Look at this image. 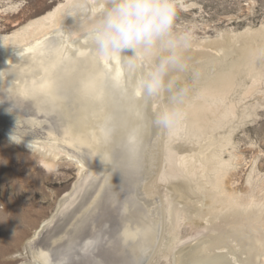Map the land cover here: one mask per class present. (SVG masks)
I'll use <instances>...</instances> for the list:
<instances>
[{"label": "bare ground", "instance_id": "obj_1", "mask_svg": "<svg viewBox=\"0 0 264 264\" xmlns=\"http://www.w3.org/2000/svg\"><path fill=\"white\" fill-rule=\"evenodd\" d=\"M85 2L84 12L70 13L66 0L0 37V134L37 151L51 171L64 157L78 169L17 255L30 256V264H151L166 217L173 231L179 220L199 227L168 244L169 264H264V213L249 203L239 207L241 196L229 190L223 147L201 98L233 87L226 64L250 56L252 29L230 44H192L188 54L201 59L203 82L189 91L185 119L169 130L155 123L164 98L145 101L138 93L140 72L87 43L83 33L105 0ZM159 179L169 183L166 206L156 196Z\"/></svg>", "mask_w": 264, "mask_h": 264}, {"label": "rangeland", "instance_id": "obj_2", "mask_svg": "<svg viewBox=\"0 0 264 264\" xmlns=\"http://www.w3.org/2000/svg\"><path fill=\"white\" fill-rule=\"evenodd\" d=\"M65 1L0 0V37L23 29ZM176 27L191 35L192 44L223 38L230 44L234 34L247 28L254 33V45L250 53L247 51L250 56L235 67L226 64L225 70L234 73L233 87L225 96L212 93L201 98L207 103L216 126L214 133L223 147V172L231 180L229 190L241 196L239 207L249 203L264 213V0H178ZM188 57L190 71L183 82L194 94L203 82L198 78L204 75L201 59H195L194 53ZM66 158L51 171L41 164L37 151L0 134V264L33 263L30 256L17 253L24 250L27 239L54 213L60 198L77 180L78 169ZM168 186L167 180H158L156 196L165 206ZM165 218L164 243L151 264H169L168 244L179 245L199 228L190 220H179L174 232L170 219Z\"/></svg>", "mask_w": 264, "mask_h": 264}, {"label": "clouds", "instance_id": "obj_3", "mask_svg": "<svg viewBox=\"0 0 264 264\" xmlns=\"http://www.w3.org/2000/svg\"><path fill=\"white\" fill-rule=\"evenodd\" d=\"M85 0H72L69 12H84ZM178 0H105V7L83 33L98 56L120 57L140 72L138 93L148 101L164 98L155 123L164 129L181 124L189 86L188 53L192 37L178 30Z\"/></svg>", "mask_w": 264, "mask_h": 264}, {"label": "snow or ice", "instance_id": "obj_4", "mask_svg": "<svg viewBox=\"0 0 264 264\" xmlns=\"http://www.w3.org/2000/svg\"><path fill=\"white\" fill-rule=\"evenodd\" d=\"M145 101H147V99H145Z\"/></svg>", "mask_w": 264, "mask_h": 264}]
</instances>
